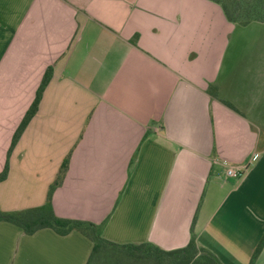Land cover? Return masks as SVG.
<instances>
[{"label":"crops","instance_id":"1","mask_svg":"<svg viewBox=\"0 0 264 264\" xmlns=\"http://www.w3.org/2000/svg\"><path fill=\"white\" fill-rule=\"evenodd\" d=\"M66 158L57 217L118 245L193 235L249 264L264 236V20L231 22L214 0H0V212L43 207ZM228 163L249 165L235 179ZM92 245L0 222V264H86Z\"/></svg>","mask_w":264,"mask_h":264},{"label":"trees","instance_id":"2","mask_svg":"<svg viewBox=\"0 0 264 264\" xmlns=\"http://www.w3.org/2000/svg\"><path fill=\"white\" fill-rule=\"evenodd\" d=\"M214 1L218 2L222 6L227 19L231 22H238L244 24L252 20H264V18L240 19L239 17H237L240 13V10H238L236 6H233V3H230V5L226 9L223 3L218 0ZM50 76L51 70L48 69L41 80V83L36 91L31 106L25 113L23 119L21 120L19 126L13 134L8 154L19 140L20 136L22 135L30 120L36 114L42 93L50 80ZM67 164L68 159L66 158L63 164L61 165L60 170L58 171L55 181L48 190L46 203L43 207L25 210L13 214L0 212V222H7L15 225L22 229V231L26 235H32L41 229H52L59 235H66L73 230L79 231L82 234L86 235L93 244L90 256L86 264H91L92 260L97 255H99L100 252L105 248H112L113 250H118L119 252L123 253L126 257L137 261H153V264H221L212 253L197 247L193 235H191L190 241L186 246L171 251H164L149 243L135 245H118L102 238L99 234L98 227L95 224L85 221L57 217L51 207V196L53 191L61 184L67 169ZM7 170L8 167L6 164L2 172L0 173V182L6 178ZM263 245L264 236L261 239L259 245L257 246L249 264H254V261L259 252L261 251ZM200 253H203V258L200 257ZM200 259L202 260V262L199 261Z\"/></svg>","mask_w":264,"mask_h":264},{"label":"rangeland","instance_id":"3","mask_svg":"<svg viewBox=\"0 0 264 264\" xmlns=\"http://www.w3.org/2000/svg\"><path fill=\"white\" fill-rule=\"evenodd\" d=\"M223 3L227 9L230 3L236 6L240 13L237 17L240 19H263L264 18V0H218ZM229 9V8H228ZM203 258V253H200ZM202 262V260H199ZM91 264H153V261L134 260L126 257L123 253L112 248H105L97 255ZM171 264V263H168Z\"/></svg>","mask_w":264,"mask_h":264},{"label":"built area","instance_id":"4","mask_svg":"<svg viewBox=\"0 0 264 264\" xmlns=\"http://www.w3.org/2000/svg\"><path fill=\"white\" fill-rule=\"evenodd\" d=\"M248 165L249 164H247V165H239V164H235V163L225 164V167H226L225 175L228 178L238 179V178H240L242 176L244 170L247 168Z\"/></svg>","mask_w":264,"mask_h":264}]
</instances>
